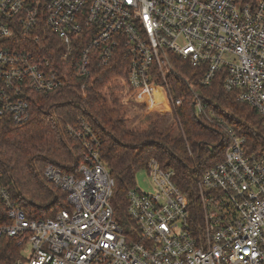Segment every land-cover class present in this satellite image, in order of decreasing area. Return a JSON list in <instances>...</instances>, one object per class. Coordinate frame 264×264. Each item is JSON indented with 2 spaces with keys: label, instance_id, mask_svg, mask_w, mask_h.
<instances>
[{
  "label": "built area",
  "instance_id": "1",
  "mask_svg": "<svg viewBox=\"0 0 264 264\" xmlns=\"http://www.w3.org/2000/svg\"><path fill=\"white\" fill-rule=\"evenodd\" d=\"M52 35L65 46L58 65L39 41ZM173 55L204 66V86L222 74L224 89L264 123V0H0V125L27 120L32 94L61 87L68 57L80 75L94 63L114 64L124 86L149 107L175 113L183 98L169 82ZM193 99L202 111L199 94ZM209 120L229 144L222 161L197 175L199 214L191 215L172 171L150 158L144 169L153 191L128 190L123 230L100 140L78 117L68 125L83 148L78 175L52 164L43 170L67 192V208L28 218L0 180L11 219L0 224V238L15 237L21 247L13 264H264V153L247 154L230 124L214 114Z\"/></svg>",
  "mask_w": 264,
  "mask_h": 264
},
{
  "label": "trees",
  "instance_id": "2",
  "mask_svg": "<svg viewBox=\"0 0 264 264\" xmlns=\"http://www.w3.org/2000/svg\"><path fill=\"white\" fill-rule=\"evenodd\" d=\"M39 41L50 47L48 54L58 65L65 46L53 35ZM172 59L176 73L169 81L176 95L183 98L175 110L182 124V131L176 134L173 126L159 131L160 116L150 119L145 127L129 129L121 104L113 101L110 106L101 94L105 83L122 70L114 64L99 67L94 63L88 75H80L75 61L68 57L63 65L64 84L47 95L32 94L27 120L14 123L5 119L0 125V180L10 201L33 219L52 218L68 207L67 192L49 182L43 170L52 164L63 174L78 175L83 148L69 133L68 125L81 116L100 140L101 159L115 181L110 203L123 230L128 224L127 192L136 187L135 173L144 169L150 158L163 170L172 171V181L187 196L191 215L197 216V175L222 161L229 144L226 133L209 120L211 114L223 118L244 138L247 154L264 153V123L255 108L224 89L222 74L204 86L200 83L204 66H194L175 55ZM194 93L199 94L202 111L192 107ZM10 222L0 196V224ZM20 249L15 237L3 234L0 264H13Z\"/></svg>",
  "mask_w": 264,
  "mask_h": 264
},
{
  "label": "rangeland",
  "instance_id": "3",
  "mask_svg": "<svg viewBox=\"0 0 264 264\" xmlns=\"http://www.w3.org/2000/svg\"><path fill=\"white\" fill-rule=\"evenodd\" d=\"M101 94L108 105H113V101L121 104V114L126 119V126L129 129L145 127L150 119L160 116L159 131L170 126H173L175 134L182 131L180 119L170 111L167 105L149 107L140 93L131 91L124 86L118 75L112 76L105 83L101 89ZM135 185L143 192L153 191L152 182L145 169H139L135 173Z\"/></svg>",
  "mask_w": 264,
  "mask_h": 264
},
{
  "label": "water",
  "instance_id": "4",
  "mask_svg": "<svg viewBox=\"0 0 264 264\" xmlns=\"http://www.w3.org/2000/svg\"><path fill=\"white\" fill-rule=\"evenodd\" d=\"M192 107H193V109L195 110V101H193V103H192Z\"/></svg>",
  "mask_w": 264,
  "mask_h": 264
}]
</instances>
